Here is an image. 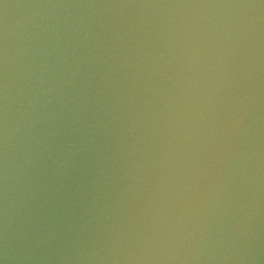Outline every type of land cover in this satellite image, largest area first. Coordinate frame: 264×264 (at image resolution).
Masks as SVG:
<instances>
[{"label":"clouds","instance_id":"1","mask_svg":"<svg viewBox=\"0 0 264 264\" xmlns=\"http://www.w3.org/2000/svg\"><path fill=\"white\" fill-rule=\"evenodd\" d=\"M0 264H264V0H0Z\"/></svg>","mask_w":264,"mask_h":264}]
</instances>
